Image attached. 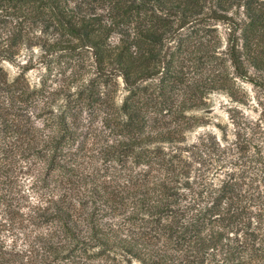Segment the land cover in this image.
<instances>
[{
  "label": "trees",
  "instance_id": "16d2710c",
  "mask_svg": "<svg viewBox=\"0 0 264 264\" xmlns=\"http://www.w3.org/2000/svg\"><path fill=\"white\" fill-rule=\"evenodd\" d=\"M100 1L110 6L109 23L66 0H0L1 155L15 151L43 162L42 181L54 193L34 210L57 224L38 239L40 261L0 253V264H80L89 248L121 253L120 264H264V211L252 219L245 183L251 174L256 183L255 170L264 174L260 150L221 147L210 131L190 146L186 140L204 128L188 114L208 110L209 94L230 93L238 80L264 82V0ZM24 24L58 34L59 51L90 48L97 70L68 88L57 114L42 123L51 126L45 135L32 124L34 111H22L32 93L1 66L31 41ZM217 24L227 30L226 43ZM115 77L126 92L119 105L107 88L117 86ZM83 111L101 114L114 135L101 152L109 165L103 174L78 176L70 163L75 153L65 150ZM190 149L207 160L214 150L232 153L241 169L194 189L181 160ZM116 217L121 223H112Z\"/></svg>",
  "mask_w": 264,
  "mask_h": 264
},
{
  "label": "rangeland",
  "instance_id": "374dc122",
  "mask_svg": "<svg viewBox=\"0 0 264 264\" xmlns=\"http://www.w3.org/2000/svg\"><path fill=\"white\" fill-rule=\"evenodd\" d=\"M66 3L71 9L86 14L95 13L104 22L110 21V6L100 0H66ZM22 27L29 33L31 41L19 45L15 61L2 60L1 66L9 79L19 78V82L32 93L28 103L22 105V111L28 109L30 115L34 111L31 115L32 124L40 128L41 135H45L50 132L51 126L43 127L42 123L50 117V112L57 114L67 96L68 88L74 89L79 83H87L97 75V70L90 48L59 51L53 47L58 34L42 32L43 27L40 25L24 24ZM216 27L217 34L226 43V28L221 24ZM109 41L117 43L118 38L111 35ZM113 82L108 83L107 88L111 87L115 104L119 105L126 92L120 77H115V88L112 86ZM3 99L4 95L0 91V106ZM205 100L208 110L188 114V117L199 119L204 127L186 134L188 146L197 143L204 132L210 131L221 147H230L235 151L238 149L245 154L260 150L264 157V82L238 80L230 93L214 92ZM75 133V142L69 144L65 150L75 153L70 163L80 169L77 175L96 170L103 174L109 165L105 161L107 156L102 153L112 144L114 135L106 126L102 115L96 111L90 114L83 111L76 120ZM167 148L165 147L166 151ZM190 150L184 153L181 160L187 166V177L194 189L206 186L212 181L218 184L226 171L234 168L239 172L241 169V166L233 165L236 158L232 153L222 154L214 150L212 158L207 160L204 154ZM42 166V161L27 155L21 157L15 151L4 157L1 155L0 144V253L15 258L26 255L40 261L38 239L41 235L52 233L57 227L55 221L43 222L34 210L54 193L45 188ZM257 169L261 170L259 166ZM253 175L257 177L256 183H250L252 174L246 178L245 183L246 189L253 192L254 206L250 208V212L254 220L255 214L264 211V174L256 173L255 170ZM111 221L114 224L121 223L118 217ZM97 252V248H89V260L80 264H105V259L112 264L126 262L121 253ZM56 264L67 263L62 260ZM130 264L141 263L132 260Z\"/></svg>",
  "mask_w": 264,
  "mask_h": 264
}]
</instances>
